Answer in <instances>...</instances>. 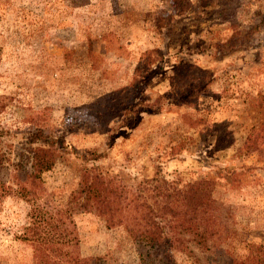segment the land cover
I'll return each instance as SVG.
<instances>
[{
    "label": "rangeland",
    "instance_id": "rangeland-1",
    "mask_svg": "<svg viewBox=\"0 0 264 264\" xmlns=\"http://www.w3.org/2000/svg\"><path fill=\"white\" fill-rule=\"evenodd\" d=\"M0 102L12 158L34 130L68 146L32 202L2 197L1 264H34L22 235L36 208L74 224L76 247L54 246L151 264L82 195L70 205L91 165L133 188L210 179L223 249L243 259L264 243V0H0ZM87 150L104 156L85 162Z\"/></svg>",
    "mask_w": 264,
    "mask_h": 264
},
{
    "label": "trees",
    "instance_id": "trees-1",
    "mask_svg": "<svg viewBox=\"0 0 264 264\" xmlns=\"http://www.w3.org/2000/svg\"><path fill=\"white\" fill-rule=\"evenodd\" d=\"M4 134L0 127V167L13 170L9 173L13 182L0 180V205L2 197L8 195L32 202L33 188L39 187L42 173L52 169L58 159H65L68 146L59 138L34 130L24 138L20 151L16 150L12 158L13 150L5 149ZM103 156L94 150L79 155L85 162ZM19 173L25 176L22 182ZM182 183L168 179L159 183L155 176L133 188L98 165L85 166L69 203L74 207L77 195H82L84 203L80 206L93 211L107 228L123 225L137 246L139 258L147 263L177 264L184 256L191 264H230L227 259L236 264H264V243L248 244L243 259L223 249L227 234L216 213L212 180L201 178ZM69 211L70 208L65 210ZM62 212L51 214L36 208L29 214L33 220L23 228L22 238L34 244L33 263L114 264L100 256L82 257L75 248L54 246L55 242L68 243L70 247L77 245L74 224L62 219Z\"/></svg>",
    "mask_w": 264,
    "mask_h": 264
}]
</instances>
